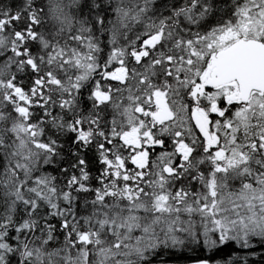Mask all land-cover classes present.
<instances>
[{
    "label": "snow or ice",
    "instance_id": "obj_1",
    "mask_svg": "<svg viewBox=\"0 0 264 264\" xmlns=\"http://www.w3.org/2000/svg\"><path fill=\"white\" fill-rule=\"evenodd\" d=\"M0 264H264V0H0Z\"/></svg>",
    "mask_w": 264,
    "mask_h": 264
},
{
    "label": "trees",
    "instance_id": "obj_2",
    "mask_svg": "<svg viewBox=\"0 0 264 264\" xmlns=\"http://www.w3.org/2000/svg\"><path fill=\"white\" fill-rule=\"evenodd\" d=\"M187 255H190L189 253H184L183 255H180V256H178V257H171V259H178V260H180V261H183L184 260V258L187 256ZM196 255H199V256H204V255H206V252L205 251H201V252H199V253H196ZM255 259H257L258 260V258H255Z\"/></svg>",
    "mask_w": 264,
    "mask_h": 264
}]
</instances>
